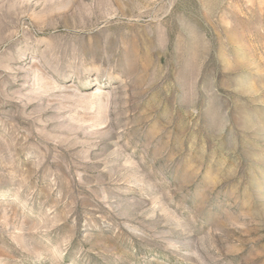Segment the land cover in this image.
I'll return each instance as SVG.
<instances>
[{
  "label": "rangeland",
  "instance_id": "1",
  "mask_svg": "<svg viewBox=\"0 0 264 264\" xmlns=\"http://www.w3.org/2000/svg\"><path fill=\"white\" fill-rule=\"evenodd\" d=\"M0 264H264V0H0Z\"/></svg>",
  "mask_w": 264,
  "mask_h": 264
}]
</instances>
